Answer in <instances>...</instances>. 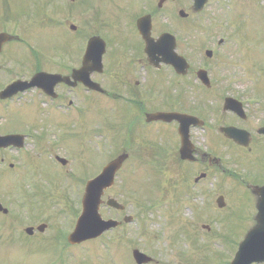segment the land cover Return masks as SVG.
<instances>
[{
    "label": "rangeland",
    "instance_id": "rangeland-1",
    "mask_svg": "<svg viewBox=\"0 0 264 264\" xmlns=\"http://www.w3.org/2000/svg\"><path fill=\"white\" fill-rule=\"evenodd\" d=\"M158 2L0 0V33L8 32L26 41L23 34L28 32L35 41L27 40L28 47L14 44L5 49V55L0 57V66H4V71L0 72V90L13 80L29 78L33 74L35 63L29 62L30 50L42 54L43 63L52 60L53 65L45 67L47 70L50 65L54 67L55 62L60 63L62 57L56 52L58 50L67 51L61 55L69 69L78 67L82 39L73 41L72 35L61 30L58 24L45 27V22L57 17L52 14V6L60 5L54 8L56 14L64 12V8H71L77 25L84 21V46L101 30V36L112 45L104 59L110 76L120 72L128 63L122 61L125 60L123 55L133 59L132 51L126 46L140 45L133 30L129 35L124 31L127 30L125 23L130 21L133 25V14L142 15L157 9ZM192 4L193 0H177L167 5L162 13L156 14L160 24L157 23L155 28L163 26L177 33L180 52L195 72L200 68L208 71L215 84V94L206 95L197 83L189 90L175 88L174 93L171 91L174 84L167 80L172 73H157L161 80L160 94L149 98V110L154 111L161 103L175 111L191 109L193 115L207 119L210 133L201 129L194 131L195 141L198 147L206 148L221 160L223 170L200 164H182L173 126H149L134 131L137 142L147 143L144 146L146 151H140L127 135L126 125L133 117L128 106L97 95L93 97L87 92L81 93V97L72 94L70 99L74 108L69 112L73 115L62 117L63 127L66 123L64 131L61 130L64 135L52 134L50 129L45 137L44 131L34 132L35 136L44 137L46 141L38 142V147L47 144L46 148H35L34 142H30L26 148L32 155L24 156L28 164L21 157L18 159L21 170L15 187L4 180L0 183V194L8 193L4 205L10 210L9 218H19V223L10 227L12 220L7 223L6 218L0 216V264H135L132 259L135 248L151 256L153 264H230L239 242L254 225L252 218L256 210L243 181H264V143L260 146L262 148H254L251 154L241 153L239 148L225 142L217 129L231 120L230 115L225 118L223 113L222 97L226 91L247 103L256 126L264 125V0H209L199 14L193 13ZM77 8H82L81 24L77 23ZM180 9L189 13L190 23L179 21ZM47 10L51 12L49 15ZM37 11H40L39 15H36ZM26 12L29 13L27 17ZM62 15L65 16L61 18L64 24L67 14ZM95 16L100 25L93 24ZM20 19L21 22L17 23ZM125 19L127 21L121 26L116 22ZM102 21L109 26L101 28ZM87 22L90 26H86ZM220 40H224L222 45L218 44ZM206 51L214 53L211 59L206 58ZM140 76L144 80L147 78L148 83L154 78L151 70L148 73L144 70ZM101 81L114 88L109 77ZM168 94L171 95L169 100L166 99ZM31 95L26 101H16L14 107L34 109L38 99L34 93ZM179 101L186 102V105ZM82 108L83 117L77 120L73 116H80ZM9 115L0 114V118L10 119L9 129L23 130L27 123L19 118L23 115L30 118L31 111H12ZM41 119L44 116L38 117L36 124L37 121L42 123ZM30 120L35 121V118ZM121 126H125L123 131ZM217 140L222 142L217 144ZM130 142L131 159L118 175L115 187L108 192V196L118 200L126 211L119 213L103 207L102 213L105 218L123 221L125 216H130L134 221L123 224L97 241L67 248V237L81 213L85 184L99 175ZM56 156L66 159L68 166L54 163ZM26 170L30 180L25 179ZM203 172L208 175L206 183H195V178ZM156 176L159 178L154 179ZM219 196H224L226 201L222 209L216 203ZM42 224L48 225L44 233L36 232L33 238L25 235L26 228H37ZM187 243L191 244L186 248ZM203 248L210 252H204Z\"/></svg>",
    "mask_w": 264,
    "mask_h": 264
},
{
    "label": "flooded vegetation",
    "instance_id": "flooded-vegetation-1",
    "mask_svg": "<svg viewBox=\"0 0 264 264\" xmlns=\"http://www.w3.org/2000/svg\"><path fill=\"white\" fill-rule=\"evenodd\" d=\"M152 20H153V26L157 23V18L155 16V12H151ZM140 17L135 18L134 25H132V29H134V32L136 34L135 38L140 44V49L143 51V57H140L139 55L134 56L135 59H133L129 64L124 65L120 72L111 73L109 80L111 82V87L114 88H108L107 86L101 81V79H104L106 71L104 74H93L92 80L105 90L104 94L91 92L93 94L101 95L104 97H107L111 100H120L125 101V105L129 107L130 111L133 113V117L129 119L128 124L130 128L138 130V129H144V127L148 126L147 124V115L150 113H157L161 111H171V110H162L159 107L155 109L154 111L149 110V98L150 96L154 98V96L158 93L157 91V85L159 82H157V77L154 78L152 82L148 83L147 78L144 80L142 76V72L145 70L146 73H148L149 68L154 71H162L164 68H167L169 71H173L171 67H167L165 65H160V67L152 66L150 65L147 55L145 53V42L143 41L142 37L139 35L138 29H137V21ZM78 19H80L78 15ZM69 20L66 21V26H68ZM72 27H70V30H72ZM76 28V27H75ZM73 32H79V29ZM165 30L160 32L153 31L152 37L156 40L160 35H162ZM135 46V45H133ZM130 46L132 49L136 50L137 52L139 49L137 47ZM2 55V54H0ZM65 60H61L59 64L56 65V68H52L53 71H47L50 74H60L62 76H68L70 73L68 71V67L66 65ZM82 65V58L80 66ZM4 71V66H0V72ZM72 71V70H71ZM191 72L189 75L185 77H181L185 80H192L194 78V75H191ZM36 73L35 70L33 74L29 78H20L16 79L13 82L17 80H23L28 81L30 80ZM147 77V76H146ZM179 77V76H178ZM177 85H180V83H177ZM86 91L85 87L82 84H79L75 88H71L66 84L59 83L54 88V95L48 96L43 91L39 89L30 90L25 93H20L17 96H13L7 99H1L0 98V114L10 116L9 114L12 111H24L20 110L19 108L14 107V103L16 101H20L21 99H24L28 93H34L38 99L37 105L34 107L33 110H31V117L36 116V113L40 116H46L47 115V121L52 123L55 122L56 126H45L44 124H41L40 130L45 132V136L48 135V129H52V131H58L61 133L62 128L59 127L61 125V117L60 115H66L69 110V94H76L77 96H80L81 93ZM52 93V92H51ZM39 106V107H38ZM47 107V109L43 110L42 107ZM25 109V108H24ZM46 113V114H45ZM232 119L235 120V123H232V125H238L240 128H244L245 130H248L251 132V143L250 148H253L257 144L264 143V135L259 134L260 127L257 128H250L248 124L251 122L250 118L248 116L247 119H240L234 114H229ZM30 118L23 115L19 119L23 123H27V127L25 129H9L8 122L10 121L9 118H1L0 122V136H16V143H19L16 147L10 146L8 148H2L0 149V172L2 175V178H9L12 179L16 177L17 173V165H18V159L20 158V152L27 150V146L30 144V142H36L37 137L34 136L33 131H37L36 128V120L31 121ZM43 119H41V122ZM153 125H162L163 123L160 122H152ZM176 129H178L177 124H170ZM42 127H45L42 129ZM51 132V131H50ZM180 143V138H179ZM130 149V148H129ZM135 149V147L133 148ZM250 150V149H249ZM130 151H132L130 149ZM251 151V150H250ZM27 154V153H26ZM206 152L201 151L199 149H196V155H197V162L200 163L203 166L207 165H214L211 163L210 158L207 157ZM28 155V154H27ZM26 156V155H24ZM23 156V157H24ZM29 156V155H28ZM202 175V174H201ZM13 180V179H12ZM207 180H201L200 182H205ZM198 182V183H200ZM3 199L0 198V202L3 205ZM1 215V213H0Z\"/></svg>",
    "mask_w": 264,
    "mask_h": 264
},
{
    "label": "water",
    "instance_id": "water-1",
    "mask_svg": "<svg viewBox=\"0 0 264 264\" xmlns=\"http://www.w3.org/2000/svg\"><path fill=\"white\" fill-rule=\"evenodd\" d=\"M207 0H196V9L199 11L204 7ZM147 18L142 21L145 23ZM141 33L144 39L148 43L147 52L151 54L153 49L150 47L149 36L151 32V24L148 22L140 26ZM173 41L171 48H166L169 44V40ZM10 40V37L6 34L0 36V45L6 41ZM161 44L164 45L162 54L164 56V61L172 65L179 74H186L188 65L186 60L175 53L176 45L174 43L173 37L165 35L161 40ZM105 52V45L99 39H92L88 46L86 63L92 62L94 65H98L97 68H101L102 65V55ZM211 52L208 55L211 56ZM102 70V69H101ZM100 70V71H101ZM45 74L37 75L31 84H21L20 82L15 83L9 87L3 96L14 95L19 91H24L28 88H32L38 85L45 84V80L42 77H46ZM75 80L84 82L87 86L93 88L95 86L91 83L89 79L88 67L86 66L83 70L75 71L73 74ZM199 78L204 84L208 85L210 83L208 79V74L204 71L199 73ZM226 110H232L237 114H242V105L234 100H227ZM156 120L172 121L177 120L180 123V135L182 137L183 147L181 149L182 159L193 161L192 156V145L189 140V131L191 125H197L196 119L189 116H184L180 114H157L152 117ZM223 132L227 137L233 139L238 143H245L249 141L247 134L243 131L236 129H223ZM4 142L7 146L11 143V138H0V142ZM128 159V155L124 154L118 159L111 162L107 167L104 168L102 174L98 176L93 181H90L86 188L85 197L83 200V213L74 232L68 237V241L72 245L81 244L89 240L97 239L101 237L105 232L117 228L120 223L115 221H104L99 214L100 206L102 204V196L104 191L111 188L114 184L115 175L118 170L122 167L123 163ZM64 162V161H63ZM65 163V162H64ZM253 193L258 197L257 209L259 211L256 217V226L247 234L244 241L240 244L239 250L236 254L235 260L232 264H253V263H264V187H254ZM220 206H223V199L218 201ZM110 207L123 210V207L119 205L116 201L110 200L108 202ZM0 210L2 207L0 206ZM45 227H40L39 230L43 231ZM27 233L32 234L33 229H28ZM134 257L139 264L149 262V258L139 251L134 252Z\"/></svg>",
    "mask_w": 264,
    "mask_h": 264
}]
</instances>
